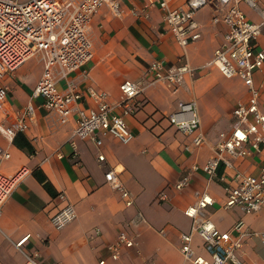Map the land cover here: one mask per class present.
<instances>
[{
	"label": "crops",
	"instance_id": "0c3cea01",
	"mask_svg": "<svg viewBox=\"0 0 264 264\" xmlns=\"http://www.w3.org/2000/svg\"><path fill=\"white\" fill-rule=\"evenodd\" d=\"M160 0H122V14L105 4L93 17L91 39L93 59L83 67L60 79L58 87L69 83L84 93L82 108L93 106L87 88L107 93V101L117 107L124 80L141 82L142 92L136 98L137 110L126 117L135 134L124 144L107 136L97 146L90 139H77V155L69 139L77 126L78 114L67 120L42 106L33 91L44 71V62L33 56L1 80L8 94V103L0 105V127H7L22 116L28 104L35 106L29 129L13 139L0 131V173L13 175L22 167L30 172L8 198L0 217V264H25V253H39L47 263L98 264H183L182 232H190L193 219L185 210L196 204L207 192L213 202L204 210L221 230H230L243 219L252 232H264V205L258 212L244 213L238 207L226 208V187L237 184L241 173L258 175L264 165V152L254 151L246 157L233 158V166L221 163L217 175L210 178L203 166L213 155V146L221 134H229L235 126L234 109L238 102L249 100V89L239 77L227 78L211 65L214 51L224 42L227 26L214 23L215 4L199 9L200 38L186 48L180 46L167 26ZM170 6H186L187 0H167ZM240 8L248 20L262 24V33L255 42L264 47V0L252 7L246 1ZM162 61L165 69L176 68L186 61L195 69L184 74L174 87L154 81L150 66ZM59 77V70H56ZM254 84L260 90L259 104L264 111V65L254 72ZM196 100L207 144L191 145V137L171 124L169 115L179 102ZM190 146L188 149L186 146ZM9 153V157L4 154ZM99 154L105 155L99 161ZM113 169L132 193L135 204L126 206L105 178ZM185 175L187 186L174 185ZM166 192L169 199L160 201ZM64 195V197L61 196ZM73 204L77 218L58 229L52 216L67 204ZM141 211L146 220L133 223ZM96 228L100 229L94 235ZM139 241L138 248H123L120 258L110 257L108 245L117 240L120 231ZM29 238L21 246L16 243ZM194 246L206 255L201 238L194 235ZM243 264H264V242L259 235L247 236L237 251ZM231 264V263H229Z\"/></svg>",
	"mask_w": 264,
	"mask_h": 264
},
{
	"label": "built area",
	"instance_id": "2783aa9c",
	"mask_svg": "<svg viewBox=\"0 0 264 264\" xmlns=\"http://www.w3.org/2000/svg\"><path fill=\"white\" fill-rule=\"evenodd\" d=\"M122 0H0V105L8 103V94L1 87L2 78L15 71L20 65L33 56L44 62V71L40 77L32 97L41 98L42 106L56 113L62 120H67L73 112L78 114L77 126L69 141L77 155V139H90L97 146L103 144V138L111 136L124 144L131 143L135 134L130 129L126 117L136 112L139 103L136 101L142 92V84L138 81L124 80L120 84L121 98L115 106L107 101V93L94 87H88L87 93L93 106H79L85 99L73 83L65 90H60L58 82L88 64L94 56L91 39L93 17L105 5L109 4L113 11L121 15ZM243 0H187L186 6L172 7L167 0H160L164 20L174 34L178 44L186 48L192 41L201 36L199 23L195 19L196 12L210 4H215L216 13L213 22H222L227 26L224 42L215 49L211 65L219 68L227 78L239 77L249 89V100L240 101L234 109L235 126L229 134H221L219 141L213 146V155L203 166L194 165L193 170H203L210 178L217 175L221 163L233 166V158L246 157L254 151L264 152V111L260 108V90L254 84V72L264 65V47L257 49L255 42L262 33V24L248 20L240 8ZM256 7L257 0H244ZM59 70V77L56 70ZM154 72V81H164L177 87L188 73L193 75L195 69L188 61L182 65L166 70L162 61H155L150 66ZM35 114V106L30 103L24 114L0 131L13 139L19 132L29 129V120ZM171 124L183 134L191 137V145L207 144L202 130V120L196 100L181 101L177 109L169 115ZM190 146H186L188 149ZM3 153L0 150V154ZM4 156L9 157V153ZM99 161L105 160L99 154ZM27 167H22L13 175L0 173V217L8 198L17 186L29 174ZM106 181L120 193L126 206H133L135 199L113 169L105 174ZM236 185L226 187V208L238 207L244 213L258 212L264 205V165L258 175L239 173ZM190 176L185 175L174 187L178 190L189 184ZM64 197L63 194H61ZM160 201L169 196L161 192ZM213 202L212 196L203 193L196 204L190 205L185 214L193 219L190 232H182L181 253L183 264H243L237 251L243 246L247 236L259 235L264 242V232L250 231L243 219H239L230 230H221L216 223L205 216L204 210ZM77 211L69 203L52 216V223L58 229L77 218ZM146 220L138 211L133 223ZM96 228L94 235L100 233ZM202 241L206 255L199 254L194 246V235ZM29 238L25 236L16 243L21 246ZM139 241L131 237L126 230L119 232L117 240L108 245L110 257L120 258L123 248H138ZM25 264H61L47 263L39 259V253H25ZM98 264H107L103 258Z\"/></svg>",
	"mask_w": 264,
	"mask_h": 264
}]
</instances>
